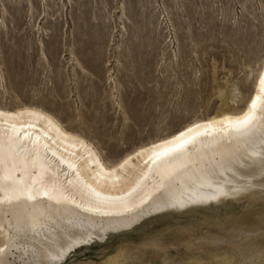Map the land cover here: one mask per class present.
<instances>
[{
	"label": "rangeland",
	"instance_id": "rangeland-1",
	"mask_svg": "<svg viewBox=\"0 0 264 264\" xmlns=\"http://www.w3.org/2000/svg\"><path fill=\"white\" fill-rule=\"evenodd\" d=\"M263 58L264 0H0V105L42 106L107 160L241 106ZM260 209L242 197L158 212L59 264H262L264 229L242 226Z\"/></svg>",
	"mask_w": 264,
	"mask_h": 264
},
{
	"label": "bare ground",
	"instance_id": "bare-ground-1",
	"mask_svg": "<svg viewBox=\"0 0 264 264\" xmlns=\"http://www.w3.org/2000/svg\"><path fill=\"white\" fill-rule=\"evenodd\" d=\"M262 78L264 58L241 106L198 116L113 160L40 105H0V264H30L28 253L33 264H59L76 246L151 214L264 200ZM250 111L252 125L237 131V118ZM258 213L242 226L263 230Z\"/></svg>",
	"mask_w": 264,
	"mask_h": 264
},
{
	"label": "snow or ice",
	"instance_id": "snow-or-ice-1",
	"mask_svg": "<svg viewBox=\"0 0 264 264\" xmlns=\"http://www.w3.org/2000/svg\"><path fill=\"white\" fill-rule=\"evenodd\" d=\"M262 80H264V78H262ZM259 99H260L259 97H255L253 99L252 104L250 106L251 109L254 110L256 108ZM254 120H255L254 112L250 111L244 114L242 118H237L235 123V128L237 131H244L252 125V122Z\"/></svg>",
	"mask_w": 264,
	"mask_h": 264
}]
</instances>
